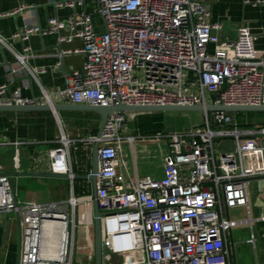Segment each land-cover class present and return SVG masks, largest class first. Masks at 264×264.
<instances>
[{
    "label": "built area",
    "instance_id": "obj_1",
    "mask_svg": "<svg viewBox=\"0 0 264 264\" xmlns=\"http://www.w3.org/2000/svg\"><path fill=\"white\" fill-rule=\"evenodd\" d=\"M259 2L264 0H258ZM87 2L94 7L88 8ZM75 12L52 17L46 28L25 26L13 38L56 33L59 41L81 38L83 47L65 53L85 54L82 72L67 76L57 94L65 103L95 105H262L264 54L256 34L241 24L234 39L222 36L211 7L201 0H67ZM81 7L77 11V7ZM102 19L99 31L94 16ZM66 30L62 35L61 31ZM19 65L41 87L39 96L0 86V105L49 104L53 95L31 67L29 46L14 50ZM14 71H17L16 68ZM127 113L113 111L100 136L97 200L101 211L104 264H228L227 233L238 224L230 210L249 209L247 180L264 175V125L241 126L227 110L205 111L202 125L153 135L128 133ZM259 135V139L256 136ZM163 139L164 175L126 173L125 143ZM233 140L234 149L216 154L215 141ZM218 141V142H219ZM21 141H15L19 145ZM72 140L63 133L50 151L51 169L73 182ZM94 200L93 195L91 201ZM78 201L31 202L17 198L12 178L0 172V213L19 217L22 244L19 264H73L71 240ZM58 222V223H57ZM51 234L44 250V237ZM250 241H255L252 234Z\"/></svg>",
    "mask_w": 264,
    "mask_h": 264
},
{
    "label": "crops",
    "instance_id": "obj_2",
    "mask_svg": "<svg viewBox=\"0 0 264 264\" xmlns=\"http://www.w3.org/2000/svg\"><path fill=\"white\" fill-rule=\"evenodd\" d=\"M65 1L0 0V34L13 38L15 33L28 25L46 28L50 18H65L75 12L73 7L60 4ZM201 1L211 7L213 20L223 23V37L236 38L239 26L247 24L257 36L256 47L264 54V1ZM86 4L90 9L94 7L93 2ZM76 9L79 11L81 7ZM94 23L99 31L103 30L98 14L94 16ZM66 33V30L61 31L62 35ZM11 45L19 52H23L25 46L31 48L34 55L29 59V65L46 69L38 75L39 81L53 95L55 104L65 103L57 91L66 87L67 76L83 71L85 54L73 51L61 55V51L82 48V39L76 37L72 41L61 42L56 33H36L27 41L13 38ZM16 61L10 49L0 47V86L8 84L10 91L19 88L24 96H39L40 84L25 70L19 69ZM15 68L17 71H14ZM183 113V118L190 116L189 112ZM139 115V112H127L131 133L138 134L140 131L134 120ZM100 124L101 115L88 110H0V172L22 173L12 177L17 198L31 202L67 201L74 193L79 205L77 196L87 193L91 182L76 176L90 173L94 143L89 138L98 135ZM63 133L72 140L69 161L75 173L73 182L68 177L24 174L52 172L50 151L61 145ZM15 141L22 143L16 145ZM125 146L124 158L128 167L121 169L126 173L136 172L153 177L164 175L163 157L168 149L167 141L157 138L138 140L131 152L125 151L128 150ZM218 146L219 152H226L233 150L231 148L235 143L233 140H222ZM247 193L249 209L241 206L229 212L230 217L231 212L234 213L231 218L238 224L227 233L228 264H264V175L247 180ZM87 195L89 199L82 202L86 204L82 211L83 220H78L75 210L70 244L73 264H95L94 203L91 201L92 192ZM252 234L255 235L254 242L250 241ZM49 240L45 232L44 250L48 249ZM21 244L19 217L14 213H0V264H19Z\"/></svg>",
    "mask_w": 264,
    "mask_h": 264
},
{
    "label": "water",
    "instance_id": "obj_3",
    "mask_svg": "<svg viewBox=\"0 0 264 264\" xmlns=\"http://www.w3.org/2000/svg\"><path fill=\"white\" fill-rule=\"evenodd\" d=\"M88 110L95 111L101 115V124L98 131V136L101 135L106 120L111 112L119 111L120 113L127 112H146V111H167V110H178V111H216V110H227V111H264V104L262 105H128V104H115L109 106L95 105V104H72V103H61L54 104L52 107L49 104H24V105H0V110ZM99 171V143L96 141L92 146V160L90 173L85 175H77L76 177L86 179L91 182L92 195L94 197V229H95V264H104V250H103V231H102V217L104 212L101 211L97 198V173ZM9 175L11 178L18 174L16 172H1ZM24 174L31 175H49L56 177H67L66 174L61 173H39V172H27ZM20 223V222H19Z\"/></svg>",
    "mask_w": 264,
    "mask_h": 264
},
{
    "label": "rangeland",
    "instance_id": "obj_4",
    "mask_svg": "<svg viewBox=\"0 0 264 264\" xmlns=\"http://www.w3.org/2000/svg\"><path fill=\"white\" fill-rule=\"evenodd\" d=\"M183 112H189L190 116L187 118H183L182 117L183 116L182 114H184ZM229 112L238 120L241 126H248L250 128H258L262 126V124L264 123V111H242L240 113H238L239 111H229ZM139 113L140 115L134 118L135 123L137 125L140 124L141 130H142V131L141 130L138 131V134L140 132L146 135H150L148 133L153 134V133H157L161 131H166V132L178 131V130L189 128L192 126L202 125L205 119V111H198V110H193V111H178V110L146 111V112H139ZM128 133H131V131L129 130ZM256 138L259 139V135H257ZM162 140L166 141L165 138H163ZM227 140H230V139H227ZM218 141L219 140L215 141L216 154L220 150L218 146ZM125 148L128 149L125 151L131 152V148L129 145L126 144ZM231 149H234V146H232ZM127 152L126 154H128ZM89 191L92 192V188H90ZM77 197L80 202L76 209L77 217H78V220H81L82 211L84 208H86V204L82 202L84 201L86 202L89 199V195H87V193H84V194L82 193V195H78ZM231 217H234L233 212H231ZM75 256H77L76 252L74 253V258H76Z\"/></svg>",
    "mask_w": 264,
    "mask_h": 264
},
{
    "label": "bare ground",
    "instance_id": "obj_5",
    "mask_svg": "<svg viewBox=\"0 0 264 264\" xmlns=\"http://www.w3.org/2000/svg\"><path fill=\"white\" fill-rule=\"evenodd\" d=\"M58 223V222H57ZM57 225H54L52 228H51V230H47L46 231V238L47 239H50L51 238V234L52 233H54L55 232V230H56V227ZM50 241V240H49ZM48 244H50V243H48ZM48 248V247H47Z\"/></svg>",
    "mask_w": 264,
    "mask_h": 264
},
{
    "label": "trees",
    "instance_id": "obj_6",
    "mask_svg": "<svg viewBox=\"0 0 264 264\" xmlns=\"http://www.w3.org/2000/svg\"><path fill=\"white\" fill-rule=\"evenodd\" d=\"M240 112H242V111H239L238 113H240ZM249 124V123H248ZM138 127L140 128V130H141V127H140V124L138 125ZM142 131V130H141ZM77 193V192H76ZM87 193H90V191H87Z\"/></svg>",
    "mask_w": 264,
    "mask_h": 264
}]
</instances>
